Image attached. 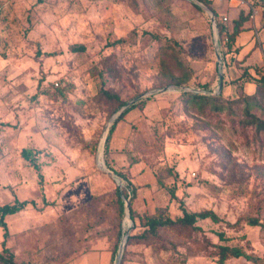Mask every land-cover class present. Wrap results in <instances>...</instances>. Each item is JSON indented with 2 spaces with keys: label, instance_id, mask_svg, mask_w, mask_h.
Here are the masks:
<instances>
[{
  "label": "rangeland",
  "instance_id": "rangeland-1",
  "mask_svg": "<svg viewBox=\"0 0 264 264\" xmlns=\"http://www.w3.org/2000/svg\"><path fill=\"white\" fill-rule=\"evenodd\" d=\"M255 1L258 20H246L220 70L219 33L192 0H0V207L33 201L5 216L9 251L0 226V253L12 252L16 264H118L123 246L119 264H220L219 245H228L264 259V132L243 121L247 103L264 119V90L255 94L264 71V2ZM233 4L213 0L230 26L240 10ZM177 58L192 71L185 87L200 93L218 90L222 74L214 95H222L224 111H188L181 89L162 83L163 65L174 69ZM101 76L125 100L149 97L125 115L121 149L113 155L111 147L109 164L102 137L123 105L112 112L94 99ZM102 161L127 178L119 182ZM116 187L131 195L135 187L138 213L163 206L177 218L184 209H210L219 220L161 230L154 245L127 244L126 232L142 228L127 215L119 224ZM223 264L264 263L231 256Z\"/></svg>",
  "mask_w": 264,
  "mask_h": 264
},
{
  "label": "trees",
  "instance_id": "trees-1",
  "mask_svg": "<svg viewBox=\"0 0 264 264\" xmlns=\"http://www.w3.org/2000/svg\"><path fill=\"white\" fill-rule=\"evenodd\" d=\"M205 5L209 6L212 11L215 14L217 26H218V33L221 40V58L223 63H226V55L230 54V52L234 51V43L237 40V37L244 31L245 27L244 24L247 19L250 17V9H245L243 7H240L238 18L235 19L233 25H228L222 23V16L218 14V12L215 10L213 6V0H200ZM251 1V0H250ZM264 2V0H262ZM253 5H258L259 3L255 0L251 1ZM195 4V3H194ZM195 6L203 10V8L197 4ZM264 14V13H263ZM264 18V16H263ZM262 19V18H261ZM209 20L211 24V17L209 15ZM264 22V21H263ZM212 25V24H211ZM76 49L83 50L85 47L83 45H77L75 47ZM240 48V47H239ZM237 52L239 51L238 47L236 48ZM246 57H248V52L244 55V58H242V62H245ZM177 65L174 66V69H178L179 73L173 72L174 69L169 68V66L163 65L164 71L166 76L162 78V83L167 84H175L179 86H186L189 81V73H192V71L188 72L186 65H184L179 58L176 59ZM109 69H113L110 67ZM248 70L246 69L243 71V73L237 78V79H243V76L246 75ZM100 73L102 74L103 71L101 70ZM102 78V84L99 91L94 95V99L100 103L103 102L105 104H109L112 106V112L116 111L120 106L125 105L128 100L123 99L119 93L112 90L110 87H106V81ZM259 83L256 87L255 94H260V91L264 90V71H261ZM180 96L182 97V100H184V105L186 110L188 111H195L199 115L205 116L207 114L208 110L216 111V112H222L225 110V106L222 104H218V100L222 95L215 96L211 94H205L200 92H193L188 90H180ZM149 100V97L139 99L132 105H130L128 108H126L113 122V125L111 126L109 133L105 139V156L107 164H109V157L111 153V140L113 137V132L118 126L119 122H121L125 115L130 112L132 109L139 107L143 108L146 104V102ZM250 103H247L246 105V111L244 115V123L245 124H251L255 126L256 131L258 132H264V119L261 117H258L255 113L251 112ZM231 113V109H228ZM23 156L31 161L36 169H39V164L34 161V157L32 156V152L29 148H24L22 150ZM114 169V168H113ZM122 178L126 179L127 176L124 172L116 171ZM162 175V174H161ZM159 175L158 176V182L160 184L163 183V177L167 176L166 174L163 175V177ZM128 182L130 183L129 179ZM132 185V183H130ZM132 195L131 191L127 190L126 192H123L120 190L119 187H116L115 189V207L117 212V217L119 219V224L121 225L123 218L126 215L125 211V201L122 197V194L124 193V197H129V207H130V216L135 222L136 226V219L138 220V226L142 228V231L140 233L129 235L127 244H131L132 242H143L150 245H154L155 242H157L158 239L156 237H159L158 234L161 230H167V231H185V229L188 230H194L196 229V222L199 218H211L214 221H218L219 217L218 215L210 209L201 210L198 212H190L186 209L183 210V214L177 218H173L169 215L167 207L159 206L156 208L155 212L153 213H138L134 211L132 208V202L136 196V190L135 187L132 188ZM33 201L28 200H19L15 199L12 203H5L1 205L0 207V226L3 228V245L4 249L9 251L8 248L5 246L6 239L9 236V227L5 220V216L9 214L16 213L22 209H24L29 203H32ZM251 224H261L260 221L257 218H252L249 221ZM125 234V232L123 233ZM126 252V251H125ZM10 253V252H9ZM219 263L223 264L225 260L231 256L239 257V256H245L247 259L254 261L255 263H264V259H261L260 257H257L255 255H250L245 253L240 247L238 246H228V245H219ZM113 259V257L111 258ZM124 260V258H123ZM173 261L167 259L166 261L163 260L161 264H171ZM178 264H185L184 259H177ZM0 264H16L15 256L11 252L9 256H5L2 253H0ZM113 264V263H111Z\"/></svg>",
  "mask_w": 264,
  "mask_h": 264
},
{
  "label": "water",
  "instance_id": "water-1",
  "mask_svg": "<svg viewBox=\"0 0 264 264\" xmlns=\"http://www.w3.org/2000/svg\"><path fill=\"white\" fill-rule=\"evenodd\" d=\"M195 4L201 6L202 8H205L208 10L209 14H210V17H211V24H212V28L214 30V32H218V26H217V21H216V17H215V14L212 10H210L203 2H201L200 0H192ZM219 41V44H221L220 42V39L218 38ZM219 48H220V45H219ZM221 54L219 52L218 54V61H219V69L221 70V63H222V60H221ZM222 85H223V76L222 74H220V83H219V87H218V90H212V91H206L205 94H211V95H214V94H217L221 91V88H222ZM169 87H172V88H175V89H181V90H188V91H195V92H198L196 89H191V88H188V87H185V86H179V85H171ZM168 87H164V89H167ZM143 96H145V93L144 94H140L136 97H134L133 99L129 100L125 105H123L121 108H119L117 110V112L115 113V119L126 109L128 108L130 105H132L133 103H135L136 101H138L139 99H141ZM106 134L104 133L102 139L104 140L105 142V139H106ZM103 168L109 172L111 175H117L113 170L109 169L106 167L104 161H102V163H100ZM117 180L120 182L121 181V177L117 175ZM125 211H126V215L128 217H130V207H129V197L125 199ZM129 235V231L126 232L125 234V243H126V240H127V237ZM124 243V245H125ZM123 250H124V247L122 246L120 251H119V257H118V264L120 263V260H121V256H122V253H123Z\"/></svg>",
  "mask_w": 264,
  "mask_h": 264
},
{
  "label": "built area",
  "instance_id": "built-area-1",
  "mask_svg": "<svg viewBox=\"0 0 264 264\" xmlns=\"http://www.w3.org/2000/svg\"><path fill=\"white\" fill-rule=\"evenodd\" d=\"M229 2H231L234 6L236 7H243V6H247L250 9V19L253 22H256L258 20V12H259V7L256 5H253V3H251L250 0H227ZM229 17L226 14L222 15V23H224L225 25L228 23ZM56 84H58L56 82ZM196 173L193 172V175H195Z\"/></svg>",
  "mask_w": 264,
  "mask_h": 264
},
{
  "label": "crops",
  "instance_id": "crops-1",
  "mask_svg": "<svg viewBox=\"0 0 264 264\" xmlns=\"http://www.w3.org/2000/svg\"><path fill=\"white\" fill-rule=\"evenodd\" d=\"M240 35L237 37L236 43H238V41H240ZM241 50H242V48H241ZM243 50H246V49L243 48ZM247 52H249V51H246V53ZM127 119H128V115L122 120L123 122H125V125H126ZM122 121L119 124V128H118L117 132L112 137L111 147L113 148V152H112L113 155L118 151V149H121L120 144L122 143V140H123V138H122L123 137V133H122L123 131L122 130H123V127H124V125H122ZM89 261L91 263L95 264V262H92L91 260H89ZM87 264H89V262H87Z\"/></svg>",
  "mask_w": 264,
  "mask_h": 264
}]
</instances>
